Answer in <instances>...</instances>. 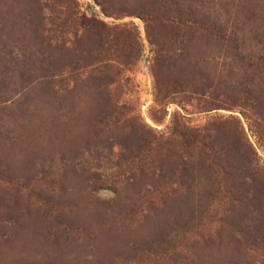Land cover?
Returning <instances> with one entry per match:
<instances>
[{"label":"rangeland","instance_id":"1","mask_svg":"<svg viewBox=\"0 0 264 264\" xmlns=\"http://www.w3.org/2000/svg\"><path fill=\"white\" fill-rule=\"evenodd\" d=\"M99 1L0 0V264H264V0Z\"/></svg>","mask_w":264,"mask_h":264},{"label":"trees","instance_id":"2","mask_svg":"<svg viewBox=\"0 0 264 264\" xmlns=\"http://www.w3.org/2000/svg\"><path fill=\"white\" fill-rule=\"evenodd\" d=\"M101 2H105V4H108V2L110 1V0H100ZM99 1V2H100ZM168 19V18H167ZM74 21H76V23H82V21H84V19H83V17H82V15L81 14H77L75 17H74ZM86 23H89V25L92 27V26H94V25H96V23H100V20H87L86 22H85V24ZM202 29V28H201ZM189 138H190V129L189 128H187V130L186 131H184V132H176L175 134H174V139H176V140H174L175 142H176V145L177 144H180L179 146H182L183 145V148L182 149H185L186 151H188V146H189ZM197 138H198V136H197ZM181 152V151H180ZM182 154H184V152H182ZM182 154H181V156H182ZM187 155L189 154V152H187L186 153ZM206 164H209V162H205Z\"/></svg>","mask_w":264,"mask_h":264}]
</instances>
